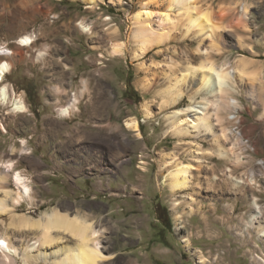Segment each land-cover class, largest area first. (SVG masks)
<instances>
[{
  "label": "rangeland",
  "instance_id": "1",
  "mask_svg": "<svg viewBox=\"0 0 264 264\" xmlns=\"http://www.w3.org/2000/svg\"><path fill=\"white\" fill-rule=\"evenodd\" d=\"M144 8L170 12L172 23L163 42L138 55L133 27ZM201 12L211 27L185 35L190 13ZM152 24L158 29L156 16ZM24 35L34 43L20 45ZM120 43L123 53L113 55ZM3 46L12 67L1 83L27 106L0 102V197L5 187L18 190L16 171L32 187L12 203L17 212L59 208L94 220L111 256L101 264H264V0H0ZM241 57L250 61L243 76ZM209 60L232 72V90L210 97L211 131L177 136L170 115L186 108L197 76L172 107L171 86ZM130 117L140 135L126 127ZM177 158L192 169L173 193L167 175ZM31 235L26 243L40 245ZM17 246L16 263L26 264Z\"/></svg>",
  "mask_w": 264,
  "mask_h": 264
},
{
  "label": "bare ground",
  "instance_id": "2",
  "mask_svg": "<svg viewBox=\"0 0 264 264\" xmlns=\"http://www.w3.org/2000/svg\"><path fill=\"white\" fill-rule=\"evenodd\" d=\"M81 1L87 3L89 6H93L102 0ZM173 1L175 3L184 2V0ZM230 10L229 6L226 7L222 11L223 16H228ZM154 16H156L158 29L152 24ZM189 18L190 21L185 35L201 24L211 27L209 25L208 12H201L197 15L190 13ZM171 23L172 16L168 11H162L155 15L153 10L144 8L137 12L134 20L133 37L138 42L142 51L138 55H142L157 43L163 42L165 36L162 31L164 27ZM238 25L245 31L249 29L244 17L238 21ZM34 41L33 35H24L19 39V44L30 46ZM112 48L113 55H119L124 50L122 43L115 44ZM8 54L9 49L7 47H0V102H3L2 104L11 103L12 109L25 112L27 106L24 100L20 97L11 99L8 85L1 83L12 67L6 58ZM249 64L250 61L246 58H239L235 67L236 72L243 76ZM188 70H190L189 73L185 76H180L172 84V94L168 98L169 106H175L184 94L180 92L181 86L185 84L190 86V82L188 83L186 78L188 76H197V79H195L197 80L196 90L190 95V102L186 108L175 110L170 115L172 118V131L180 137L186 136L193 131H200L202 127L207 131H211L212 128L208 122L210 97L217 98L221 94L232 90L230 84L232 72L228 71L224 64L218 65L216 62L209 60L203 61L198 65L193 64ZM195 80H191V82H195ZM199 94L203 95L202 99H198ZM230 102H235V100L231 99ZM71 109V106H67L62 108L61 112L68 114ZM153 115L154 113L148 108L147 116ZM125 125L128 130L140 135L139 120L137 118H127ZM192 129L193 131H191ZM176 160L167 175V185L173 193L183 190L188 186L192 169L191 164L180 161L178 158ZM3 165L6 171H10L14 167V163L12 162ZM5 179V174H0V182H3ZM13 180L18 190L5 187L2 190L3 195L0 197V216L9 214V221L0 219V264H17L16 255L20 249L17 245H20L23 250V253L21 252L22 258L26 264H101L111 257L103 250L101 232L96 227L94 220H91L87 216L80 213L70 214L69 212L61 211L59 208H53L39 216L17 212L12 203L15 205V203L20 202L25 195L30 194L32 187L28 179L20 171L13 173ZM254 204L255 210L252 213V221L257 222L261 217L262 209L256 201H254ZM178 218L181 219V216L179 215ZM259 227V235L264 237V226L261 224ZM33 233H37L39 237L40 245L38 246H35L34 243L33 245L29 243L30 240L28 239H30ZM184 239L185 242L189 243L187 237ZM27 240L29 241L28 243H26ZM71 240H74L73 243L70 242Z\"/></svg>",
  "mask_w": 264,
  "mask_h": 264
},
{
  "label": "crops",
  "instance_id": "3",
  "mask_svg": "<svg viewBox=\"0 0 264 264\" xmlns=\"http://www.w3.org/2000/svg\"><path fill=\"white\" fill-rule=\"evenodd\" d=\"M18 42H19V40H18ZM40 54V53H39Z\"/></svg>",
  "mask_w": 264,
  "mask_h": 264
}]
</instances>
